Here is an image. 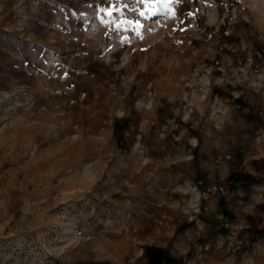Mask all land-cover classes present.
I'll list each match as a JSON object with an SVG mask.
<instances>
[{"label": "rangeland", "instance_id": "1", "mask_svg": "<svg viewBox=\"0 0 264 264\" xmlns=\"http://www.w3.org/2000/svg\"><path fill=\"white\" fill-rule=\"evenodd\" d=\"M157 7L0 0V264H264V0Z\"/></svg>", "mask_w": 264, "mask_h": 264}, {"label": "snow or ice", "instance_id": "2", "mask_svg": "<svg viewBox=\"0 0 264 264\" xmlns=\"http://www.w3.org/2000/svg\"><path fill=\"white\" fill-rule=\"evenodd\" d=\"M177 2H179V0H135V3L138 4V5H149V4H160V5H163V7H157L154 10H151L148 13H146L143 10H140L138 12V15L141 18H144V19H147L148 16L157 15L160 12H166L169 15H172L173 12H172L171 5L174 4V3H177ZM126 8H128V5L127 4H122L121 8H116V9H114V11L119 13V12H122L123 9H126ZM101 14H103V15H101ZM97 15H98V18L101 20V23H108L110 25H113V30L114 31L120 30V24L119 23H115V22H112V21H106L105 18H104L105 16L110 17V16L113 15V9H112L111 6L109 8H105V7H102V6H97ZM189 15H194V14L193 13H189ZM128 23L132 24L133 22L129 21ZM134 23L136 25H140L141 27H143V25L141 23V20H136ZM123 31H128V29L125 28V29H123ZM132 31L135 32L136 31L135 28H133ZM137 35H139L138 32H137Z\"/></svg>", "mask_w": 264, "mask_h": 264}]
</instances>
